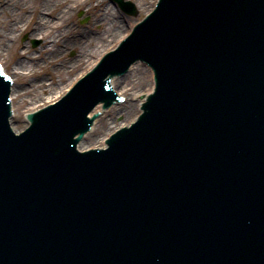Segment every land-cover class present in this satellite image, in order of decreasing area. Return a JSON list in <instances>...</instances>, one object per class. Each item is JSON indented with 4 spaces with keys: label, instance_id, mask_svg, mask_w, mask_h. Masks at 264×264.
Returning a JSON list of instances; mask_svg holds the SVG:
<instances>
[{
    "label": "water",
    "instance_id": "95a60500",
    "mask_svg": "<svg viewBox=\"0 0 264 264\" xmlns=\"http://www.w3.org/2000/svg\"><path fill=\"white\" fill-rule=\"evenodd\" d=\"M135 34L19 136L0 69V264H264V0H160ZM135 59L159 95L77 152ZM109 84L79 150L139 115L153 72Z\"/></svg>",
    "mask_w": 264,
    "mask_h": 264
},
{
    "label": "bare ground",
    "instance_id": "6f19581e",
    "mask_svg": "<svg viewBox=\"0 0 264 264\" xmlns=\"http://www.w3.org/2000/svg\"><path fill=\"white\" fill-rule=\"evenodd\" d=\"M146 12L152 9V3L156 0H135ZM11 0H0V14L5 12L1 5H8ZM13 5H19L22 14L15 18L9 17L7 27L10 34L0 33V57L3 52L8 51L9 41L13 42L17 35L29 31L30 35L39 37L42 41V57H35L28 51L20 52V61L16 62V71H21V76H27L38 71L42 66L49 67V74L35 78V82L28 81V91L16 88V93L29 94L31 104L35 103L36 109L52 103L55 99L62 96L86 71L90 70L101 56L112 50L124 37H126L132 26L136 23L123 15V12L114 3L106 0H41L40 4L31 9L23 0L16 1ZM113 5V7H112ZM83 9L90 15L91 22L88 30H83L74 25V15ZM122 12V13H121ZM98 26L100 31H92ZM9 35V36H7ZM68 49L76 51V56L71 60H62ZM25 59V61H21ZM49 62V63H48ZM82 64L83 69L69 82L58 86L61 78L56 75L65 73L68 68H75ZM63 73V74H64ZM15 74V73H14ZM50 83H46L47 78ZM37 79V80H36ZM11 99L18 98L14 94V86L11 88ZM37 93V94H36ZM32 95L33 96L32 98ZM45 96V97H44ZM13 100V99H12ZM26 100L22 98L20 103ZM38 101H41L38 103ZM15 117V109L13 110ZM27 123H25V126ZM23 126V127H25ZM22 127V128H23ZM12 129H15L12 124ZM20 129H16L19 131Z\"/></svg>",
    "mask_w": 264,
    "mask_h": 264
},
{
    "label": "rangeland",
    "instance_id": "374dc122",
    "mask_svg": "<svg viewBox=\"0 0 264 264\" xmlns=\"http://www.w3.org/2000/svg\"><path fill=\"white\" fill-rule=\"evenodd\" d=\"M16 1H20V0H11L12 3L8 4V5H1V9L4 7L5 12L3 14H0V33H7L10 34V29L7 27V23L9 22V17L15 18L17 15H21L22 14V9L20 8L19 5H13ZM41 0H23V2L25 4H28V7H30L31 9L37 7L40 4ZM124 1H129L135 8L137 14L135 16L133 15H127L126 13H124L123 11V15L126 18H129L130 20H135L136 22H139L142 20V18L148 13V11L146 12L145 9H143L142 7H140V4H137L135 0H124ZM106 2L111 3L112 0H106ZM155 1H153L152 3V7L154 6ZM113 7V5H112ZM121 12V13H122ZM74 19V25L80 29L83 30H88L89 28V23L91 22L90 19V15H88L87 12H85L83 9L77 11L73 17ZM92 31H100V29L98 28V26H95L92 28ZM16 39L12 42L9 41V49L8 51H5L2 53L1 57H0V64L3 65V68L5 69L6 73L9 74V76H12L13 79L15 80V82L17 83L16 86H14V94L16 96V94H18V98L14 99V97L12 96V101H13V105H14V109H15V117L13 118V126L15 129H22L23 126H25V114L27 112H32L34 110H36V105H34L35 103L30 102L29 99V94H20V92H15L16 88L17 90L19 89H25V90H29L26 88L28 87V81L31 82H35V78L39 77V76H44L49 74V67L50 64H48V66H42L41 68H38V71L33 74V70L31 71L30 75L27 76H21L22 74H17V73H22L21 71H16V62L20 61V52H25L28 51L29 54L34 55L35 57H42V52L40 51L41 47H42V41L39 37H36L34 35H30L29 31L26 32H22L17 34ZM9 36V35H7ZM76 56V51L68 49L65 53V55L63 56L62 60H66L67 61H71L74 57ZM21 61H25V59H21ZM49 63V62H48ZM83 65L79 64L77 65L74 69L73 68H68L66 69L67 71L61 75H56V78H61V81L58 83V86H61L63 83H67L69 82V80L75 76H77V74H79V72L83 69L82 68ZM15 73V74H14ZM47 78V77H46ZM37 80V79H36ZM46 83H50V79L47 78L46 79ZM75 83V81L73 82V84ZM72 84V85H73ZM71 85V86H72ZM70 86V87H71ZM13 93V92H12ZM37 94V93H36ZM35 95H32V98ZM45 97V96H44ZM24 98L26 100H23L20 103V100ZM56 100V99H55ZM41 101H38V103H40ZM43 104H48V103H44ZM44 106V105H43Z\"/></svg>",
    "mask_w": 264,
    "mask_h": 264
}]
</instances>
